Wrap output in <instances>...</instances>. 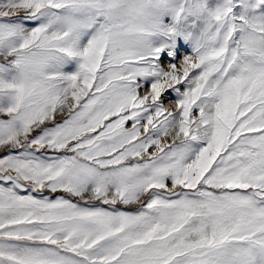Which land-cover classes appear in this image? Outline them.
I'll use <instances>...</instances> for the list:
<instances>
[{
    "label": "snow or ice",
    "instance_id": "1",
    "mask_svg": "<svg viewBox=\"0 0 264 264\" xmlns=\"http://www.w3.org/2000/svg\"><path fill=\"white\" fill-rule=\"evenodd\" d=\"M0 264H264V0H0Z\"/></svg>",
    "mask_w": 264,
    "mask_h": 264
},
{
    "label": "rangeland",
    "instance_id": "2",
    "mask_svg": "<svg viewBox=\"0 0 264 264\" xmlns=\"http://www.w3.org/2000/svg\"><path fill=\"white\" fill-rule=\"evenodd\" d=\"M171 100V96L165 97V105L168 106L169 101Z\"/></svg>",
    "mask_w": 264,
    "mask_h": 264
}]
</instances>
